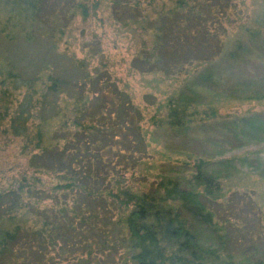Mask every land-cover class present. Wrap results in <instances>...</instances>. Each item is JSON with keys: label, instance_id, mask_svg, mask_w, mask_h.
<instances>
[{"label": "rangeland", "instance_id": "1", "mask_svg": "<svg viewBox=\"0 0 264 264\" xmlns=\"http://www.w3.org/2000/svg\"><path fill=\"white\" fill-rule=\"evenodd\" d=\"M73 1L82 3L85 10L73 8ZM81 1L38 2V37L31 42H0V59L12 58L24 77L44 79L53 73L67 81L77 80L73 97L58 95L53 97L57 109L45 107L44 140L71 115V102L77 100V117L94 128L78 130L73 143L101 158L93 163L92 174L98 172L100 182L104 179L102 191L113 179V170L137 190L145 183L149 186L154 176L163 172L176 174L183 187L193 188L187 181L184 154L208 158L206 171L219 177L222 184L223 199L212 208L218 220H230L229 248L239 256L260 258L264 251V33L249 40L241 27H255L252 18L264 9V0H232L224 22L226 33L220 39L223 44L218 49L209 47V52L199 47L202 36L193 39V44V40L182 38V44L173 40L169 30L161 36L160 45L151 46L149 34L142 35L113 17L112 8L123 11L111 5L118 1ZM239 36L241 47L234 48L232 43ZM144 41L147 50L139 56ZM169 42L176 48H168ZM201 55L206 62L200 60ZM77 60L87 62L84 82L74 67ZM209 70L213 82L202 81L199 74ZM170 96L197 103L184 132L155 120L162 115L158 104ZM127 98L130 108L123 103ZM37 121L28 123L30 133ZM6 124L5 120L0 123V190L13 185L21 175L38 177L37 186L49 187L56 173L33 170L27 162L28 151L22 150L23 139L3 131ZM67 141L71 142L70 138ZM106 198L88 207L98 213L99 223L82 228V239L92 241L91 257H85L87 250L77 243V237L63 256L75 259L60 256V264H121L124 243L119 239L117 243L110 223L115 212ZM199 241L217 246L207 232L200 233Z\"/></svg>", "mask_w": 264, "mask_h": 264}, {"label": "trees", "instance_id": "2", "mask_svg": "<svg viewBox=\"0 0 264 264\" xmlns=\"http://www.w3.org/2000/svg\"><path fill=\"white\" fill-rule=\"evenodd\" d=\"M116 1L111 5L123 11L112 8L113 17L142 35L149 34L151 46L160 45L161 36L169 30L173 40L182 44L185 39L202 36L199 47L204 52H209V47L222 46L224 22L232 6V0ZM38 2L43 0H0V42H31L38 37ZM73 2V8L85 10L82 3ZM252 20L255 27H241L249 40L264 33V9ZM142 44L139 56L147 50L145 41ZM232 44L240 48L241 37ZM167 47L176 48L172 42ZM200 60L206 62L202 55ZM74 67L84 82L88 78L87 62L77 60ZM199 78L213 82L210 70L199 74ZM76 84L77 80L67 81L53 73L44 79L37 75L24 77L12 58L0 59V123L7 122L3 131L23 139L22 150L28 151L27 162L33 170L56 173L55 181L46 188L37 186L38 177L28 179L21 175L13 185L0 190V264H60V256L68 255V244L76 243L77 237L81 239L77 243L87 250L85 257H91L92 241L82 239V228L99 223L98 213L88 207L105 201L106 196L108 206L115 212L110 223L117 240L124 243L121 264H264V251L256 259L239 256L229 248L230 220H218L212 208L223 199L222 184L219 177L206 171L208 158L184 154L182 161L189 168L187 181L193 188L183 187L175 173L163 172L155 175L149 186L145 183L137 190L113 170V179L102 191L104 179L100 182V174H92L93 163L101 158L73 143L78 130L94 128L91 122L85 126L77 117V100L71 102V115L65 116L44 140L41 125L46 121L42 116L45 107L52 105L53 110L57 109L53 97H73ZM195 102L181 96L167 97L158 104L162 115L155 120L171 130L184 132L196 113ZM123 103L130 108L128 98ZM31 119L39 120L33 133L28 127ZM47 158L51 160L44 163ZM201 232L212 235L217 246L201 244ZM63 258L75 259L71 255Z\"/></svg>", "mask_w": 264, "mask_h": 264}]
</instances>
